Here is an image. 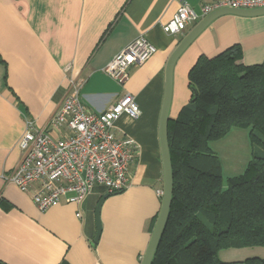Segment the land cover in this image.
I'll list each match as a JSON object with an SVG mask.
<instances>
[{
    "label": "crops",
    "instance_id": "1",
    "mask_svg": "<svg viewBox=\"0 0 264 264\" xmlns=\"http://www.w3.org/2000/svg\"><path fill=\"white\" fill-rule=\"evenodd\" d=\"M216 0H0V263L141 264L154 231L164 188L159 135L166 65L192 29L167 33L183 3L202 14ZM145 36L158 50L131 69L120 83L103 67L127 44ZM240 43L245 64L264 60V15L227 14L215 19L178 58L169 116L176 118L192 99L188 74L200 55L215 56ZM72 79H83L81 100L104 111L126 93L141 112L121 116L118 134L135 139L138 152L130 186L110 194L101 209L99 242L96 207L108 193L95 185L80 203L63 199L40 211L31 194L9 177L22 160L19 141L32 120L50 130ZM51 132L56 134V130ZM244 248L220 251L230 264H243ZM250 258V257H249Z\"/></svg>",
    "mask_w": 264,
    "mask_h": 264
},
{
    "label": "trees",
    "instance_id": "2",
    "mask_svg": "<svg viewBox=\"0 0 264 264\" xmlns=\"http://www.w3.org/2000/svg\"><path fill=\"white\" fill-rule=\"evenodd\" d=\"M242 59L235 43L200 55L189 71L192 99L168 124L173 196L152 264H230L220 251L264 246V152H254L245 172L225 186L210 145L233 127H249L252 143L264 149V60Z\"/></svg>",
    "mask_w": 264,
    "mask_h": 264
},
{
    "label": "built area",
    "instance_id": "3",
    "mask_svg": "<svg viewBox=\"0 0 264 264\" xmlns=\"http://www.w3.org/2000/svg\"><path fill=\"white\" fill-rule=\"evenodd\" d=\"M221 7L254 9L264 0H216L203 4L199 14L187 3L165 25L167 33L178 34L194 27L203 17ZM158 50L141 35L127 44L103 71L123 83L131 69L143 65ZM83 79H72L64 99L51 120L50 130H39L26 121L19 147L22 160L9 179L29 192L40 211L63 199L82 202L95 185L108 193L125 191L131 182V169L138 152L134 138L118 134L116 121L123 115L137 118L141 109L136 97L126 93L104 111L88 108L81 100ZM162 197L163 190H158Z\"/></svg>",
    "mask_w": 264,
    "mask_h": 264
},
{
    "label": "water",
    "instance_id": "4",
    "mask_svg": "<svg viewBox=\"0 0 264 264\" xmlns=\"http://www.w3.org/2000/svg\"><path fill=\"white\" fill-rule=\"evenodd\" d=\"M227 14H235L246 17L260 16V15H264V7L254 8V9L221 7L212 11L211 13L203 17L194 27H192V29L179 42V44L177 45V47L175 48V50L172 52V54L168 59L166 65L164 102H163V108H162L160 126H159L163 173H164V188H163L162 203H161L159 216L141 264H152L167 219L169 217V212L172 203L174 179H173L172 159H171L170 146H169L168 124L170 119L169 111H170L171 99L173 94V73H174L175 64L178 58L183 54V52L215 19ZM109 195L110 193L104 194L99 200L96 207L95 215H96L97 232L93 241L94 246L99 242L101 236L102 227H103L101 221V209L104 201L106 200L107 197H109Z\"/></svg>",
    "mask_w": 264,
    "mask_h": 264
},
{
    "label": "rangeland",
    "instance_id": "5",
    "mask_svg": "<svg viewBox=\"0 0 264 264\" xmlns=\"http://www.w3.org/2000/svg\"><path fill=\"white\" fill-rule=\"evenodd\" d=\"M250 132L249 127H233L226 136L210 143L221 160L225 186L229 177L239 176L245 172L254 152L258 154L264 152L260 145L252 143ZM243 251L244 257L264 258V246L247 247Z\"/></svg>",
    "mask_w": 264,
    "mask_h": 264
}]
</instances>
